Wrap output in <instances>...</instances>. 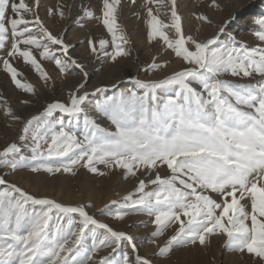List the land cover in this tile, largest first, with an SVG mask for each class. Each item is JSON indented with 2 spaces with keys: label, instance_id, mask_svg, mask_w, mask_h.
<instances>
[{
  "label": "snow or ice",
  "instance_id": "1",
  "mask_svg": "<svg viewBox=\"0 0 264 264\" xmlns=\"http://www.w3.org/2000/svg\"><path fill=\"white\" fill-rule=\"evenodd\" d=\"M207 6L221 9L219 0H208ZM41 7L42 0H0V70L29 95L36 89L21 78L14 61L30 66L45 87L51 77L43 62L53 63L61 76L78 69L83 82L70 90L66 103H47L28 119L0 95V111L22 125L19 143L0 149V169H10L8 175L24 169L72 176L80 169L98 176L119 171L125 180L135 178L136 187L110 201L115 207L106 205L102 214L117 221L150 217L144 224L154 226L149 243L166 237L155 257L170 260L178 249H207L213 238L222 237L229 252L264 264V16L252 22L258 43L249 47L205 12L193 14L199 22L195 32L205 26L217 31L200 39L186 32L178 0H144L148 42H162L182 67L159 80L134 78V89L92 105L86 66L71 55L74 46L46 27ZM66 7L61 2L48 8L47 17L69 19ZM120 7L121 0H102L101 16L83 9L73 21L102 22L110 39L87 41L97 60L115 63L132 55L118 22ZM171 62L154 57L140 70L159 72ZM89 108L111 127L98 123ZM81 120L83 129H74L73 122ZM24 148L30 157L22 155ZM92 207L36 197L0 175V264H156L139 254L134 237L90 214ZM125 244L131 255H115Z\"/></svg>",
  "mask_w": 264,
  "mask_h": 264
},
{
  "label": "rangeland",
  "instance_id": "2",
  "mask_svg": "<svg viewBox=\"0 0 264 264\" xmlns=\"http://www.w3.org/2000/svg\"><path fill=\"white\" fill-rule=\"evenodd\" d=\"M97 1L96 0H42L43 7H41L40 9V16L42 19H45L46 27H48L49 30L53 34L63 37L67 44L74 46L70 48L71 55L74 58H77L81 63H83L86 66V71L89 73L88 81L86 84V90L88 88H92V89H88L87 91L89 93H95V95L90 96V101L92 105H95L97 102H102L106 97L113 95L118 90L123 91L126 89H134V84L132 83L134 78H139L141 80H159V79L164 78L167 74H170L174 71L181 69L182 67L181 62L175 59L171 53L164 52L163 47H162V42L157 41V44L153 51L154 53L153 57L146 56V53H147L146 51L148 50L147 49L148 46L150 45L152 46L154 42L149 44L147 40V36H146V23H145L146 11H145V8L143 7L144 0H136L135 4H133L131 0H121V7L119 9L118 22L125 29L130 39V45L128 47L131 48L132 55L129 58H120L115 63L111 62L110 60H106V59L97 60L96 58H94L89 52L87 41L90 38L95 39L97 41L100 38L110 39V36H108L107 31L103 27L102 22L98 19L82 21L80 25H77L73 21L75 17H77L78 15H82L83 9H90L93 11V8H94L95 15L97 17L101 16V6H102L101 1L102 0L98 2ZM224 1L225 2L227 1V2L225 3ZM29 2H31V0H29ZM61 2L67 6L66 11L70 9L69 19L60 21L58 17H52V18L47 17L46 10L48 8L57 6V4ZM252 2L253 3L249 5V7L247 8L243 7L240 9V7L236 3H233V4L231 3V5H229L228 0H223V1L219 0V3L221 4V9L213 10V9L208 8L207 6L208 0H178L179 12L183 17V26L188 34H196L199 36L200 39H205V38L211 37L212 35H215L218 26L224 25L226 27V32L235 36L238 41L246 43L249 47L255 46L258 42L256 41L255 37L251 34V29L255 27L254 24L252 23L254 19H252L253 17H250L251 18L250 19L248 18V16L249 15L252 16V14L264 16V0H254ZM94 6L95 7L99 6L100 8L96 7L98 8L96 11V8ZM166 11H167V4L165 3V7L162 9V12H166ZM198 12H205L214 21V24L217 27H206V26L200 27L199 33H196L195 29L197 28V26H199V22L194 19L193 14L198 13ZM161 18L165 21V23L169 22L166 15H162ZM254 18H256V16ZM138 46L140 47L141 51H139V49L137 48ZM136 49H138V52L135 51ZM0 55H2V53H0ZM154 57H156L159 62H163L165 60H171L172 62L168 64V67L165 70H162L159 72L146 74L145 72L141 71L140 69L150 64ZM127 59H129L131 62V64L128 65V67H130L128 70L126 69V67H124V64H123V62L126 61ZM13 63H14V66H16L21 71L22 73L21 78L24 81L30 83L36 89V92H37L36 95H29V94L23 93L21 90L17 89L12 84L10 77H8L6 73L0 70V95L5 97L8 100L11 107L16 111V113L21 115L22 117L24 116L23 113L35 112L40 107L41 111L39 110L37 113H34V114L32 113V115H30L28 118L34 115H39L43 111L47 103H51L54 101H60V102L66 103L68 101V93L70 92V90L77 87V84H76L77 78L78 79L83 78L81 75L78 74L79 73L78 69L75 70L74 74H68L66 76H61L59 75L58 70L56 69L53 63L43 62L46 71L49 73V76L51 77L49 85L45 87L43 82L39 79L38 75L31 69L30 66L24 65L22 61H19V62L14 61ZM133 64L137 66V69L133 70V67H134ZM91 69L94 71L92 72ZM122 70L126 71L128 74V78H126L125 80L119 81L117 83H112V84L101 83L104 81L103 79L108 78L107 73H110L109 75H111V77L114 78V75L118 73H123ZM113 85H115V87H113ZM97 88L105 89L106 91L97 93L95 92ZM59 90H62L61 93L64 96L60 95L61 93L58 94ZM50 96L51 97L53 96V98H51L48 102L47 98L48 97L50 98ZM24 99H29L31 103L29 105L22 104L21 101ZM88 111H89V115L95 118L97 122L100 123L103 127H106V128L111 127L109 124V121L101 113L94 111L92 108H89ZM54 118L59 120L61 118V114L59 113L54 114ZM65 119L67 118L65 117ZM17 124L11 121L10 119H7L4 116L3 112L0 111V146L2 145L3 141L8 142L7 137L10 134L9 131L12 132L13 126L16 127ZM21 126L18 127L17 136L20 134L19 128H21ZM72 126L74 127V129L82 130L83 121L82 120L79 122L74 121ZM17 136L14 137L11 142L19 143V141L17 140ZM22 155L25 157H30L31 156L30 149L28 148L22 149ZM9 172H10V169H7V168L0 169V175H3L6 180L8 181L10 180L11 181V182L9 181L10 183L16 184L17 186L21 187L22 189H24L25 191H27L28 193L36 197L51 198L63 204H66V203H64V201L60 198H65L64 195H66L65 193L66 191L72 193V191L76 192L77 190H79V188L82 191H85L88 189L89 191L95 190L96 192L101 194L100 203L101 202L102 203L100 204V206H95L96 202L94 203L90 201L86 202V198H85L86 192H83V193L81 192L79 194L80 196H78V200L72 199V201H70V203H67L66 205H78L82 203L83 204L91 203L93 205L92 208L97 207L96 208L97 211L92 212L89 210L90 209L89 208L88 209L89 213L94 215L97 219L109 224L111 227H113L115 230H118V231H123V228L121 226L123 225L122 224L123 221H117L111 216L102 214V212L107 211V209L105 208L106 205L114 208L115 206H112L110 204V201L120 200L125 194L133 191L137 184V181L135 178H130L128 180H125L120 175L119 171L110 173L105 176H98V175L91 174L86 169H80L78 174L75 176H72L71 174H56V175H49L47 173L34 174L30 170H27V169L19 170V171H16L8 175ZM17 174L21 175V177L22 175L26 177V179H24L23 181H27L28 182L27 185L28 184L31 185V183L34 184L36 186L37 191L31 192L30 190H28L27 187L24 186V184L23 185L21 184V180L16 181L14 177H16ZM161 174L162 175L165 174L163 170ZM64 179L67 181H65ZM103 181L105 184L103 183ZM91 184L93 185V187ZM82 187L83 189H81ZM46 189L47 190L51 189L53 190V192H51L50 195L43 194L42 191ZM119 191L123 193L120 198L118 197L119 196L118 194L120 193ZM56 192H58L59 194L61 193H65V194H63V196L60 195L59 197H57V194H55ZM110 192L113 195L111 197L112 199L105 203L104 199L106 195L109 194ZM114 192L116 194H114ZM81 196L82 197L84 196L83 199H81L82 198ZM133 216L134 215H130V217H133ZM138 216H141V215H138ZM128 217L129 216H127V218ZM127 218H125V220ZM144 224L145 223H141L134 228L132 227L131 231H129L130 233L127 232L132 237L134 235L136 238L141 237V239H139V242L136 241L139 251H141L144 247L154 245V244L149 243V240L152 239L151 233L154 230V226L149 223L148 227H145ZM165 239L166 237H161L157 240V242L159 240H162L161 245H163L165 242ZM88 243L89 244L91 243L90 239ZM110 251L111 250L108 249L102 254L106 255L107 252H110ZM157 251H158V248L156 252ZM124 252H128V251L127 250L125 251L124 246H123L120 249H118L115 255L119 256V255H122ZM174 252L171 254V256L174 254ZM155 259L156 257L154 258V260ZM157 260L159 261V264L160 263L162 264L164 263V261H167V260H161L158 257H157Z\"/></svg>",
  "mask_w": 264,
  "mask_h": 264
},
{
  "label": "bare ground",
  "instance_id": "3",
  "mask_svg": "<svg viewBox=\"0 0 264 264\" xmlns=\"http://www.w3.org/2000/svg\"><path fill=\"white\" fill-rule=\"evenodd\" d=\"M97 1V0H96ZM98 1H100V0H98ZM97 1V2H98ZM221 1H223V0H221ZM252 1H254V0H228V4L229 5H231V3L233 4V3H236L239 7H240V9L241 8H243V7H249V5H251L253 2ZM225 2V1H224ZM227 2V1H226ZM225 2V3H226ZM96 3V2H95ZM101 3H102V1H101ZM100 3V4H101ZM235 4V5H236ZM98 5V4H97ZM100 6V5H99ZM99 6H96V7H98V8H100ZM95 7V6H94ZM95 7V8H96ZM98 8H96V11H97V9ZM101 8H102V6H101ZM95 9L93 8V11H94ZM95 11V12H96ZM226 11H228V10H226ZM256 16V18H259V17H262V15L260 16V15H253L252 14V16H248V18H250V17H253L252 19H256V18H254ZM251 19V18H250ZM136 38V37H135ZM137 39V38H136ZM140 41H141V39H140ZM144 42V41H143ZM150 44V43H149ZM153 44H155V45H153ZM152 44V46L150 45V46H148V50L146 51L147 53H146V56H150V57H153V51H154V49H155V46H156V44H157V42H154ZM139 45V44H138ZM141 46V45H140ZM138 49H139V51H141V49H140V47L138 46L137 47ZM138 49H136L135 51L136 52H138ZM129 58V57H128ZM131 59V58H130ZM138 60V59H137ZM85 63H87V62H85ZM121 64V63H120ZM123 64H124V67H126V69L128 70L130 67H128V65H130L131 64V62H130V60L129 59H127L126 61H124L123 62ZM87 65V64H86ZM134 65V64H133ZM117 66V65H116ZM119 67H121V66H119ZM172 68V67H171ZM174 68V67H173ZM93 69V68H92ZM91 69V70H92ZM119 69H121V68H119ZM134 69H137V66H135L134 65V67H133V70ZM100 70V69H99ZM171 70H173V69H171ZM89 71V70H88ZM94 70H92V72H93ZM170 71V70H169ZM90 72V71H89ZM122 72L123 73H118V74H116V75H114V78L113 77H111V75H109L110 73H107L108 75V78H105V79H103L104 81L103 82H101V83H109V84H112V83H117V82H119V81H123V80H125L126 78H128V74H127V72L126 71H123L122 70ZM134 75V74H133ZM75 80V79H74ZM83 81V78H80V79H78L77 78V80H76V84H77V86L79 85V83H81ZM102 81V80H101ZM100 83V84H101ZM66 84H68V83H66ZM74 84H75V82H74ZM95 85H97V84H95ZM108 85V84H107ZM64 86H65V84H64ZM63 86V87H64ZM69 86V85H68ZM100 86H102V85H100ZM91 87V86H90ZM66 88V87H65ZM88 89H92V88H88ZM87 89V90H88ZM66 90V89H65ZM64 90V91H65ZM61 91L62 90H59L58 91V94H60L61 93ZM90 91V90H89ZM60 95H63L62 93L60 94ZM64 96V95H63ZM51 98H53V96L51 97L50 96V98L48 97L47 98V100H48V102H49V100L51 99ZM44 99V98H43ZM42 100V99H41ZM45 101H46V99H45ZM41 105V104H40ZM41 111V108L39 107L38 108V110H36L35 112H32L33 114L34 113H37L38 111ZM34 111V110H33ZM22 112V111H21ZM32 113H23L24 114V118L25 119H27L30 115H32ZM17 124V123H16ZM21 126V124L19 123V124H17V126L16 127H14L13 126V128H12V132L11 131H9L10 132V134H9V136L7 137L8 138V142H4L3 141V143H2V145L0 146V148L2 149L3 147H5L7 144H9L11 141H12V139L14 138V137H16L17 136V130H18V127H20ZM20 129V128H19ZM10 141V142H9ZM28 176V175H27ZM121 177V176H120ZM15 179H16V181H20L21 180V184L23 185L24 184V186L25 187H27L28 188V190H30L31 192L32 191H37V189H36V186L34 185V184H32L31 183V185H27V181H23L24 179H26V177H24L23 175H22V177H21V175H18L17 174V176L16 177H14ZM13 178V179H14ZM32 178V177H31ZM60 179V178H59ZM31 180H33V179H31ZM65 180V179H64ZM82 180H83V178H82ZM10 181V180H9ZM45 181V180H44ZM50 181V180H49ZM55 181V180H54ZM62 181V180H61ZM65 181H67V180H65ZM106 181V180H105ZM11 182V181H10ZM47 182V181H46ZM45 182V183H46ZM65 183V182H64ZM103 183H104V181H103ZM112 183V182H111ZM110 183V184H111ZM47 184V183H46ZM49 184V183H48ZM57 184V183H56ZM105 184V183H104ZM109 184V185H110ZM116 184V183H115ZM60 185V184H59ZM58 185V186H59ZM88 185V184H87ZM92 185V184H91ZM54 186H56V185H54ZM58 186H57V188H58ZM83 186V185H82ZM122 186V185H121ZM53 187V186H52ZM60 187V186H59ZM84 187H85V185H84ZM92 187H93V185H92ZM104 187V186H103ZM26 188V189H27ZM95 188H97V187H95ZM114 188V187H113ZM55 189V188H54ZM71 189V188H70ZM81 189H83V187L81 188ZM90 189H91V187H90ZM115 189V188H114ZM73 190V189H72ZM76 190V189H75ZM99 190V189H98ZM104 190V189H103ZM102 190V191H103ZM118 190V189H117ZM56 191V190H55ZM54 191V192H55ZM106 191V190H105ZM122 191H123V189H122ZM43 192V194H49L50 195V193L51 192H53V190H51V189H49V190H43L42 191ZM41 192V193H42ZM60 192V191H59ZM64 192V191H63ZM83 193V192H86V194H85V198H86V202H96V205L95 206H100V204L102 203H100V198H101V194H99L98 192H96L95 190H90L89 191V189L88 190H85V191H82V190H80V188H79V190H77L76 192L74 191H72V193L71 192H65L66 193V195H64L65 196V198H60V199H62L63 201H64V203H70V201H72V199H74V200H78V196H80L79 194L80 193ZM112 192H113V190H112ZM120 193L118 194L119 196V198L122 196V194L123 193H121V191H119ZM65 193H61V194H59L58 192H56L55 194H57V197H59L60 195H62L63 196V194H65ZM114 194H116L115 192H114ZM36 195V194H35ZM82 195V194H81ZM113 195L111 194V192L109 193V194H107L106 195V197H105V199H104V201H105V203L106 202H108L109 200H111ZM116 196V195H115ZM82 197V196H81ZM84 197V196H83ZM83 197L81 198V199H83ZM103 198V197H102ZM115 198V197H114ZM79 199H80V197H79ZM102 200V199H101ZM87 204V203H86ZM89 204V203H88ZM91 204V203H90ZM102 206V205H101ZM96 208L97 207H95V208H90L89 210L90 211H92V212H95V211H97L96 210ZM127 218V217H126ZM151 218L150 217H148V216H143V215H141V216H133V217H128L126 220H124L123 222H122V224L123 225H121L122 226V228H123V231L124 232H129V231H131V228L133 227H136L137 225H139V224H141V223H147L149 220H150ZM150 226V225H149ZM148 227V226H147ZM121 228V229H122ZM145 229V228H144ZM140 230V229H139ZM137 232V231H136ZM135 232V233H136ZM130 233V232H129ZM142 233V232H141ZM148 234V233H147ZM144 236V235H143ZM136 240H135V242L137 241V242H139V239H141V237H139V238H136L135 237V235L133 236ZM136 242V243H137ZM145 242V241H144ZM152 244V243H151ZM162 244V240H159L158 242H157V244H154V245H152V246H148V247H144L141 251H139V254L140 255H142V256H148V257H150V258H155V256H154V254L156 253V250H157V245H161ZM124 246V250L126 251H128L129 253H130V255H131V249H130V247L129 246H127L126 244L125 245H123ZM122 246V247H123ZM155 260H157V257H156V259ZM155 262H157L156 264H159V261L157 260V261H155ZM161 264V263H160ZM162 264H250V262H249V258L247 257V256H242V255H240V254H237V253H231V252H229L228 253V251H227V249L224 247V243H223V238L222 237H215V238H213V241H212V244H211V246L209 247V248H207V249H204V248H200V247H194V248H184V249H178V250H175V252H174V254L171 256V259L170 260H167V261H164V263H162Z\"/></svg>",
  "mask_w": 264,
  "mask_h": 264
}]
</instances>
